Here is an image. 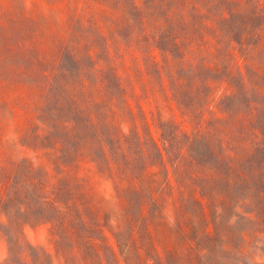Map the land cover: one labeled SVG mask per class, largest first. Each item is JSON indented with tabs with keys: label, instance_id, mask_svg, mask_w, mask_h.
Segmentation results:
<instances>
[{
	"label": "trees",
	"instance_id": "16d2710c",
	"mask_svg": "<svg viewBox=\"0 0 264 264\" xmlns=\"http://www.w3.org/2000/svg\"><path fill=\"white\" fill-rule=\"evenodd\" d=\"M69 38L21 140L45 161H19L1 187L18 203L6 233L18 264H51L25 240L39 224L66 264H251L264 244V0H87Z\"/></svg>",
	"mask_w": 264,
	"mask_h": 264
},
{
	"label": "rangeland",
	"instance_id": "374dc122",
	"mask_svg": "<svg viewBox=\"0 0 264 264\" xmlns=\"http://www.w3.org/2000/svg\"><path fill=\"white\" fill-rule=\"evenodd\" d=\"M86 5L87 0H0V264H18V247L10 252L6 235L10 229L18 228L7 216L18 209V203L4 205L1 187L5 177L14 178L19 161L25 158L38 164L45 161L41 153L29 151L21 140L36 126L39 86L49 84L57 54L61 55L57 65L62 64L72 18L80 17ZM38 58L42 65L36 62ZM63 67L73 70L75 65L65 57ZM143 105L148 111L146 101ZM128 130L129 126L123 127L124 133ZM152 134L159 138L155 129ZM105 189L108 197L109 183ZM24 236L29 244L51 256V264H66L56 254L50 225H28ZM251 252V264H264L263 243H255Z\"/></svg>",
	"mask_w": 264,
	"mask_h": 264
}]
</instances>
